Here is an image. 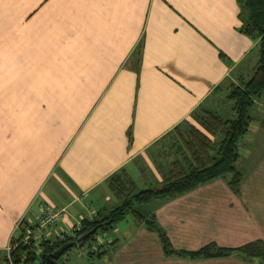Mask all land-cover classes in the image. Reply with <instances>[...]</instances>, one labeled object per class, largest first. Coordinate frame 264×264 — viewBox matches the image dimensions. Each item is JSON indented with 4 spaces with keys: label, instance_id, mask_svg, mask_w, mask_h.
I'll return each instance as SVG.
<instances>
[{
    "label": "crops",
    "instance_id": "1",
    "mask_svg": "<svg viewBox=\"0 0 264 264\" xmlns=\"http://www.w3.org/2000/svg\"><path fill=\"white\" fill-rule=\"evenodd\" d=\"M236 15V0H0V264L16 221L43 205L62 215L50 240L114 203L105 181L119 169L138 187L160 180L153 144L198 106L225 108L224 86L256 62ZM258 141L238 195L218 178L143 205L173 248L264 243ZM107 232L100 264H258L166 255L132 217Z\"/></svg>",
    "mask_w": 264,
    "mask_h": 264
},
{
    "label": "trees",
    "instance_id": "2",
    "mask_svg": "<svg viewBox=\"0 0 264 264\" xmlns=\"http://www.w3.org/2000/svg\"><path fill=\"white\" fill-rule=\"evenodd\" d=\"M236 5L238 31L255 41L257 59L249 73L237 75L224 86L223 93L219 95L226 102V107L212 110L198 106L190 113L193 122L182 121L153 144L157 150L155 158L159 163L160 180L138 187L123 168L110 174L105 183L114 203L99 207L91 218L80 219L79 227L62 238L42 241L39 244V264H43L45 258L63 243L73 241L82 244L94 234L114 228L127 213L137 224L157 235L166 255L188 258L234 255L242 260L256 259L258 264H264V243L261 239L234 247L218 246L210 241L194 250L175 249L153 212L142 208L151 201L174 198L218 178L224 179L232 193L239 194L242 174L235 166L237 143L247 131L250 119L248 111L254 98L264 91V0H236ZM219 56L224 59L221 53ZM126 134L129 141V128ZM77 238L80 239L76 241ZM102 253L103 250L89 251L86 255L98 257ZM9 255L12 264H25V261L33 258V253L21 245L14 247ZM61 255L52 264H60ZM21 257L25 259L21 261ZM2 260L6 264L4 251Z\"/></svg>",
    "mask_w": 264,
    "mask_h": 264
},
{
    "label": "built area",
    "instance_id": "3",
    "mask_svg": "<svg viewBox=\"0 0 264 264\" xmlns=\"http://www.w3.org/2000/svg\"><path fill=\"white\" fill-rule=\"evenodd\" d=\"M40 212L41 213L38 217V221L34 224H25L21 228L19 227L21 226L20 221H16L14 225V229L16 228V230H19L18 235L12 236L10 238V241L4 248L6 264H12L9 253L14 247L18 245L25 246L30 252L33 253V258L30 261H25V264L40 263L41 258L38 256V253L40 252L41 247L39 244L42 241L47 240V238L45 237L46 235L42 234L43 232L41 231L55 224L62 217L61 211L53 208L50 205H43L42 207H40ZM93 215L94 214L86 218H91ZM78 227H79V221H77L72 226V229H77ZM69 233H62L58 235L57 238H62L64 235ZM108 241H110L108 232L107 231L99 232L94 234L92 238H90L89 240H87L82 244H78L77 242H74L71 248L65 251L62 255L65 254V256H68L71 253L76 255H82V254H86L89 251L91 252L99 251ZM24 259H25L24 257H21L20 260L23 261ZM64 260L65 258L61 259L60 263L64 262Z\"/></svg>",
    "mask_w": 264,
    "mask_h": 264
},
{
    "label": "rangeland",
    "instance_id": "4",
    "mask_svg": "<svg viewBox=\"0 0 264 264\" xmlns=\"http://www.w3.org/2000/svg\"><path fill=\"white\" fill-rule=\"evenodd\" d=\"M257 54V53H256ZM257 57V56H256ZM223 103L225 101H222ZM221 102V104H222ZM248 114L250 116L249 123H248V128L245 134L238 140L237 143V153H238V158L235 162V166L237 170H239L242 174V178H246V174L248 173V168L249 165L252 162V159L245 158V149L246 146L252 142L259 144V140H263L262 143V148L260 150H263L264 147V91L260 94V96L254 98V102L252 106L250 107ZM193 122V121H192ZM254 165V163H253ZM263 165H259L257 168V171L261 172ZM255 169V168H254ZM226 175L225 177H227ZM131 219V214L127 213L124 220L116 223L115 226L121 227L122 224L129 222ZM82 255H76V254H69L68 256L61 255L60 259L65 258L63 264H75V262L79 259L83 263H86L87 260L85 257H81ZM100 264L101 262L94 256L92 257L91 260H89L88 264ZM3 264H5L3 262Z\"/></svg>",
    "mask_w": 264,
    "mask_h": 264
},
{
    "label": "water",
    "instance_id": "5",
    "mask_svg": "<svg viewBox=\"0 0 264 264\" xmlns=\"http://www.w3.org/2000/svg\"><path fill=\"white\" fill-rule=\"evenodd\" d=\"M80 238H77V240H79ZM74 244L73 241H70V242H66V243H63L62 245H60V247H58V249H56L55 251H53L52 253L49 254V256H47L44 260V263L43 264H52V262L54 260H56L61 254L62 252L67 249V248H70L72 245Z\"/></svg>",
    "mask_w": 264,
    "mask_h": 264
}]
</instances>
